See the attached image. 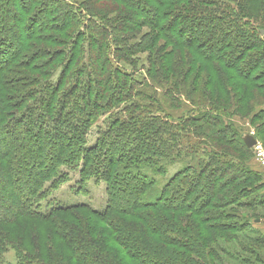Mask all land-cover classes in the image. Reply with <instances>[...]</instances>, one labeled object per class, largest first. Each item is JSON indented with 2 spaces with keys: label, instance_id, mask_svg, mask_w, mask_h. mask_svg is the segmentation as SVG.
I'll list each match as a JSON object with an SVG mask.
<instances>
[{
  "label": "trees",
  "instance_id": "trees-1",
  "mask_svg": "<svg viewBox=\"0 0 264 264\" xmlns=\"http://www.w3.org/2000/svg\"><path fill=\"white\" fill-rule=\"evenodd\" d=\"M1 3L2 0L0 12L6 9V4ZM6 3L9 6L7 14L0 15L3 17L0 26L2 179L11 175L13 165L20 160L15 155L17 153L11 154L12 141L10 134L6 133L7 124L19 128L20 133L25 127L30 133L24 134L37 137L32 142L34 149L42 147L40 141L48 139L44 135L49 133L41 126L37 134L33 133L30 120L51 113L52 102L59 97L56 92L61 82L64 83V77L60 79L61 73L64 75L68 64L80 59L84 52L80 50L82 36L72 39L74 22L84 30L93 31L86 21L80 20L81 16H87L85 19L93 24L98 21L97 35L111 34L112 39L105 41L104 38L87 35V55L94 59L89 58L92 69L83 63V72L77 80L79 99L77 97L71 105L67 117L51 121L56 139H62L54 142L52 163L42 170L38 166L42 161L39 154L37 165L30 172L22 173L25 180L30 178L28 187L15 191L13 196L2 193L1 197L6 202L14 204L12 214L15 216L1 215L0 223L11 225L17 219L11 221L9 218L19 215L55 225L59 246L63 245V250L73 255L72 261L62 254L66 264H124L119 255L130 254L129 251L133 253L132 259L136 257L140 264H214L219 253L226 250L218 252L212 246L217 241L214 235L200 239L202 234L209 233V229L228 241L234 238L231 233L247 227L257 234L252 242L264 244V231L256 230L235 210L261 203L256 202V196L252 201L244 200L243 195H253L257 188H264L262 176L259 177L258 171L245 167L243 159L231 154L218 155L211 149L206 151L207 146H200L192 138L207 137L204 135L206 131L209 132V140L216 141L219 133L230 131L235 139L234 151L239 155L250 154L251 149L242 139L244 134L238 135L222 117L224 113L242 112H254L252 119L258 121L255 137H264V33L261 32H264V0H8ZM10 7L19 8L18 13L11 12ZM138 13L143 15L142 20H139ZM24 17L28 19L23 24ZM9 24L22 29L20 34L16 33L18 37L15 39L7 35V32L11 33ZM145 25L151 29L141 32ZM185 28L189 29L187 36L182 33ZM54 33L69 40V45L59 53L65 62L58 66L60 70L55 81L51 79L54 74L50 73L46 80L38 82L33 79V89H23L29 83L26 75L16 73L17 76H11L9 71H16L15 65L22 59L20 56L29 59L23 64L29 69L31 61L40 59L35 52L38 46L33 45L35 40H51ZM134 33H138V40ZM139 53H144V56L134 59ZM48 56L54 59L56 53ZM110 56L136 68L144 67V73L138 75L130 69H120L118 63L110 61ZM44 65L49 63L45 61ZM92 74L95 76L93 79L89 77ZM139 86L141 89L134 91ZM109 91L110 95L113 92L115 95L109 96L106 102L118 112L127 111L128 114H118L110 119L109 126L100 130L93 144H88L84 133L89 120L109 112L107 108L99 111L100 106H96L98 102L95 104L94 101L106 99ZM66 93L67 89L62 95ZM179 97L193 104L197 101L202 106L206 105L207 112L192 110L180 120L169 118L161 107H172ZM112 101L124 102L126 106L114 105ZM81 102L84 104L79 105ZM23 104L26 105L23 112H10V109ZM121 117L124 119H119ZM205 117L206 123L193 124L200 123ZM216 125L219 128H213ZM63 138L68 140L71 150L83 152L87 159L96 148L97 153L102 154L104 162L99 178L106 182L107 193L103 210L93 209L84 202L41 208V201L46 197L42 189L47 183L43 182L42 176H48L51 187H57L66 179V173L62 175L58 168L66 151ZM29 147L26 146L24 157L31 154ZM12 149L15 148L12 146ZM169 155L181 159L183 166L165 178L154 201H146L144 198L156 184L155 174L161 178L167 175L163 166L156 165L155 157ZM85 165L81 166V174L87 169ZM96 167H100L99 164ZM43 171L47 173L43 175ZM225 174L229 176L221 184L238 185L239 188L222 197L216 195L219 192L217 181L218 176ZM123 191L129 194L131 202L127 205L117 202L115 207L118 192ZM239 196H242L241 200ZM214 202L219 204L215 205L216 210L210 211L208 207ZM5 204L0 201V207ZM77 211H84L99 221L80 214L74 216L77 223L60 217L57 223L53 221L60 215ZM218 216L230 221L219 223L216 221ZM256 219L260 217L253 218L254 221ZM186 227H190L191 233ZM178 232L187 235L179 238L174 235ZM0 236V264H10L4 254L9 245L14 246L8 241L14 237L9 232H0ZM159 241L168 248L160 249ZM16 249L17 261L14 264H48L41 262L32 248L29 251ZM37 249L43 256L49 253L48 250ZM241 251L253 256V260L244 257L240 264H264V256H261L264 250L243 244Z\"/></svg>",
  "mask_w": 264,
  "mask_h": 264
},
{
  "label": "rangeland",
  "instance_id": "rangeland-1",
  "mask_svg": "<svg viewBox=\"0 0 264 264\" xmlns=\"http://www.w3.org/2000/svg\"><path fill=\"white\" fill-rule=\"evenodd\" d=\"M7 1L8 0H2V3L6 4V7H5L6 9H3L0 12L1 13L0 15L2 16L4 13L7 14V11H8L9 6L6 3ZM68 1L74 2V0H68ZM9 9L11 12H15V14H17L19 11V8H15V7H12V8L10 7ZM2 16H0V26H2V23H3ZM8 16L10 15L8 14ZM85 18L87 19V16L86 17L81 16L80 20L84 21V23L86 21V23H88V25L94 29L93 31H89L87 29L84 30L83 27L80 28L79 23L77 24V22L76 23L74 22V28L71 29L73 31L71 33L72 39L74 37L78 38L79 36H82V38H80L81 39L80 41L81 49L80 50L84 51L83 54L79 57L80 59L74 60L72 64H70L71 62L68 64V71H66V73L64 71V75H63V72L61 73L60 79L64 77L63 78L64 83L63 81L61 82L60 89L59 91L56 92V94L59 97H55L54 102H52V105H51L52 108L49 111L51 113L44 115L42 118L35 117L32 120H30V126L32 127V130L34 129L33 133L36 132L35 134H37L38 130H40L39 129L40 126L43 129H46V132L49 133L47 135H44L46 136V138H48L47 141L45 142L40 141V143L43 146L38 149L37 148L34 149V147H32V142L34 141V138H37V137H34V136L32 137L29 134H24L25 132L30 133L25 130V127L21 128L22 132L20 133L19 128L17 127L13 128L12 125H8V124L6 125L7 126L6 133L8 135L10 134L9 136L12 141L10 143L11 154L13 152L17 153L15 155L16 156L18 155L17 157H19L20 160H19V163H15L13 165L12 167L13 170L11 171L10 176H8L7 178H3L4 180L0 177V199H1L0 201L2 203H6L5 206L0 207V216L1 215L9 216L14 212L13 211L14 204H12L11 202H6V200L1 197L2 193L8 194V195L12 194L11 196H13L15 195L14 194L15 191L20 192L22 188L26 189L28 187L27 183L30 178L25 180L24 177L22 176V173L27 172V171L30 172V170H32L37 165L36 161H37V157L39 156V154L42 157V161L40 165L38 166H41L42 170H45L49 166L50 162L52 163L51 160L52 158H54V156L52 155L51 152H54V148H55L54 142L60 141L62 139H56L54 135L56 133L51 127V121H53L52 119L54 118L57 120L59 118L63 119L64 117H67V111L69 110L71 105L74 104V101L76 100V98L78 97L79 99V96L77 94H78V91L80 90L78 89L79 84H77V80H79L78 78L79 74L83 72L82 70V66H84L83 63H86V65L92 69L91 63L89 62L90 61L89 58H91V60H94V59H93V56L90 55L89 57V55H87V40L89 39L87 35L90 34L91 36H94L95 38H101V39L104 38L105 41L107 40L109 41L110 39H112L111 34H107L106 36L103 34L97 35L96 25H98V21H96L95 24H93L87 21ZM138 18H140L139 20H142L141 18H143V15L138 13ZM27 19L28 17H24L23 24L26 22ZM29 22L30 21H28V23ZM104 22H107V21H104ZM9 28H10L11 33L7 32V35L10 39L12 38L15 39L16 36L18 37L17 34H20L21 33L20 31L22 30L18 27H13V25L11 24H9ZM149 29H151V27L148 25H145L141 28V32L145 30H149ZM188 30L189 29L185 28V32H182L184 36H187ZM134 34L137 37L136 40H138L140 38L138 33L137 34L134 33ZM55 38H58L59 40H56ZM65 41L66 43L63 45V42ZM57 43H62V45H59ZM33 45L38 46L35 52L38 54V56H40V59L36 58L33 61H31L28 64L29 65V69H28V67H26L23 64H26V62H28L29 59L27 58L23 59L24 57L20 56V58L22 59L19 60L20 63H18V65H15L17 66L16 71L15 72L12 70L9 71L11 76L13 74L17 76L16 73H19V74L24 73L26 75V78L29 83L26 86H24L23 89H27V88L33 89V86L31 84L33 79H36L38 82L42 80H46L45 78L49 77V75L47 76V74H50V73L54 74V76H51V79L55 81V77L57 76L56 74L60 70V67L58 66H61L62 63L65 62L63 61L64 59H62V57L60 58L59 53L61 52L62 49H65V46L69 45V40L66 39L63 35H60L59 33H54L52 35L51 40H47L45 42H43V40H40V41L35 40ZM6 47L7 46L5 45V49ZM111 48L112 46H110V49ZM52 52L56 53V57L54 59L53 57L48 56V54H52ZM84 53H86V56L84 55ZM143 56H144V53H139L134 56V59L135 58L141 59ZM0 59H2V57H0ZM45 61H47L49 65L45 66L44 65ZM110 61L118 63V66L120 67V69L127 68V69L132 70L138 75L144 73V70H143L144 67L143 69H141L140 66H137L136 68L131 65H127L124 63L122 59H119L118 57L110 56ZM40 63H42V65H38ZM34 64H37V65H34ZM35 67H37L38 69H33ZM15 68L16 67H14L13 69ZM111 69H112V64L110 63V70ZM73 71H74V74H73ZM86 72L87 70H85V75L88 74ZM4 74L6 75V73ZM89 77L92 79L95 78L93 74L92 76H89ZM128 82L129 81L127 80L126 83ZM37 85H35L34 87L36 88ZM20 86H22L21 82H20ZM65 89L68 90V93H66L67 95H62V92L65 91ZM140 89H141V86L136 87L134 91L140 90ZM253 92L257 94L256 91H253ZM109 93L110 91L106 93L107 94L106 99L94 101L95 104L96 102H98L96 106H100V108H98L99 111L107 108L109 112H107V114H100L97 118L92 117V119L89 120L90 124L87 125V130L84 133V138L86 139V141H88V144H93L100 130L101 129L104 130L109 126L108 122H110L109 121L110 119L112 120L113 118L118 116V114H121V115L128 114L127 111L118 112L117 109L115 108L113 109L112 107L113 105L106 102L109 96L115 95L114 92L111 95ZM261 93L262 92H260V94ZM61 99H62V102H61ZM112 102L114 105L118 104L119 106H122V107L126 106V103L124 102H115V103L114 101ZM196 102L197 101H195L193 104L192 102L187 101L184 97H179L177 104H174L172 107L166 108V106H163L161 108H163V110L167 112L168 114L167 116H169V118L180 120L181 117H184L185 115L189 114V112L192 110H197L196 112H207V110H205L204 108L206 105L202 106ZM260 102H263V101L260 100ZM83 104L84 102H81L79 105H83ZM25 106L26 105L24 104L21 106H16V108L10 109V112L12 113L14 112L16 114L23 112V109ZM32 110L36 111L33 108ZM255 110H258V109L256 108ZM60 113H62V115ZM253 115H254V112H250V113L242 112V113H236V114L224 113L222 117H224V120L233 126V128L237 131L238 135L245 134V133H249V134L252 133V135L255 137L256 135L255 132H256V127L258 125L257 123L258 121H255L252 119ZM119 119L123 120L124 117H121ZM204 123H206V117L200 123H193V124L196 125V124H204ZM216 126H213V128H219V125H216ZM263 127H264V124H263ZM198 132H202V131H198ZM208 134L209 132L205 131L204 135H207V137L203 138V137L193 136L192 138L196 140L197 142H199L198 144H200V146H203V147L207 146L206 151H210L211 149V151L212 150L216 151L218 155L231 154L237 159L239 158L243 159L244 166L247 167L248 169H253V170L258 171L259 177L262 176L261 180H264V157L263 156L256 154L255 150H253L252 147L250 148L251 149L250 154L239 155L238 153H236L233 149V146L235 144L234 142L235 139L232 137V135H230L231 134L230 131H228L227 133L226 132L219 133L218 135L219 139H217L216 141L212 139L209 140ZM263 138L255 137L262 151L264 152ZM63 142L65 145L64 148H66V151H64V154L62 155L63 158H62V161L60 162L61 164L58 163L57 165L60 164L58 168H60V172L62 175L64 174V172L66 173V179L61 184H58L57 187H51V184L48 182L49 179H47L48 176H42L41 179L43 180V182L44 183L47 182V183L45 185L46 188L44 187V189H42V192L43 194H46V197L41 201V208L45 209L49 207V205L50 206L66 205V204L75 203V202H84V203L89 204L93 209H96L99 211L103 210L106 206L107 193H106V182L102 180L101 178H99L101 176L100 170L103 167L102 162H104L102 161V156H101L102 154L99 155V153H97L99 152L98 148H96V151L94 152L95 154L92 153V155L89 156V159H87L86 157H84L83 152L71 150V147L69 146L67 139L63 138ZM12 146L15 149H12ZM26 146H30L29 148L31 149V154L24 157L23 154H24V150ZM102 148H105V146H103ZM8 158L10 159V156ZM155 161H156L157 166L161 165L166 169L167 175L166 176L164 175V177L161 178L159 177L158 174L157 175L155 174L156 184L153 187L151 193H149L144 198L146 201H154L158 197L157 192L160 190L165 178L168 175L172 174L175 169L177 170V168H180L181 166H183V162L181 161V159H179L178 157H174V155H169L166 157H155ZM98 164L100 167H96L98 166ZM82 165H85L87 168L83 174H81L80 172ZM51 166L52 165H50V167ZM86 172L87 174H85ZM46 173H47L46 171H43V175ZM161 176H163V174ZM228 176L229 174L218 176L219 179L217 181V185H218L219 192L216 193V195L226 197L228 193H232L236 190V188H239L238 185H236L235 187L232 185L223 186L221 184V182L225 181ZM235 181L236 179L234 180V182ZM253 196H256V202L259 201L261 203L252 204L250 207H246V208H236L235 210L241 214V217L250 221V225L254 227L256 230L259 228L260 231H264V188H261V189L257 188V190H255V193H253V195L249 193L243 195V199L244 200L249 199V200L255 201L253 199ZM241 197L242 196H239L240 200H241ZM117 202L120 205H124L125 203L126 205L129 204L131 202L129 194H125L124 191L121 193L118 192L115 207L118 206ZM217 204L219 203L217 202L212 203V206L210 205L208 209L210 211L216 210L215 205ZM229 208L231 207H225V209H229ZM76 214L89 217L86 212L77 211L74 213H67L64 215H60L56 217L55 220L53 221L57 223L58 218L60 217L61 220H64L63 218H65L67 219V221L69 220L73 223L75 222L77 223L76 221L77 218H74ZM11 216H15V215L12 214ZM90 217L89 218L91 220H98V219H94V217L92 216ZM254 217H260V219H256V221H254L253 220ZM214 218L216 219V217ZM214 218L212 220H215ZM9 219H12L11 221H14V219H17V220L10 223L11 225L0 223V232H4V233L9 232L10 236L14 237V239L13 238L8 239V241H10L9 244L14 243V246L10 247L9 245L8 250L4 254L5 259L8 263L14 264L17 261V256H15V252L17 251L16 247H19L21 249H26L27 251L31 250L32 248V250L34 251L33 253L37 255L36 257H38L41 262L46 261L48 264H66V258L62 257V254H66L67 259L73 261V255L71 254V252H66L65 250H63L64 249L63 245L59 246V241H58L59 237L57 236V234H55L56 233L55 225H52L51 223L45 224L44 222H39L38 220L30 219L26 217H21L19 215H16L15 218H9ZM216 221H218L219 223H222L223 221L229 222L230 219L229 220L223 219V217L218 216ZM101 226H104L103 223L101 224ZM187 230H189V232L191 233L190 227L187 228ZM174 235L179 238H183V236H186L187 234L184 235L178 232V233H175ZM210 235L211 237L212 235H214L215 236L214 238L217 239V241L213 243L212 246L218 252L220 249L226 250L225 253L223 252L219 253L218 260L213 261L214 264H240L241 262L240 260L244 257H249L250 260H253V256L247 255L246 252L241 251V247L243 244L247 245L248 247H254L256 250H259V249H261L262 251L264 250V244L259 243V245H255V243L252 242L257 237V234L255 232L249 231L247 227L244 228L242 231L231 233V235L234 236V238L228 241L225 240L220 235V233H217L215 232V230H211V229H209L208 234H202V236H200V239L202 237L205 238L206 236H210ZM157 244L159 247H161L160 249L162 250L168 248V246H165L162 241H159V243ZM115 246L118 247L117 245ZM36 249L37 250H48L49 253L43 256L40 254V252L38 253ZM168 250H171V249H168ZM129 253L130 254H126L127 256L123 253L119 255L122 258L123 263L124 264H140L136 257H135V260L132 259V257H134L133 253H131V251H129ZM261 256L263 257L264 254L262 253ZM257 264H260V263H257Z\"/></svg>",
  "mask_w": 264,
  "mask_h": 264
},
{
  "label": "water",
  "instance_id": "water-1",
  "mask_svg": "<svg viewBox=\"0 0 264 264\" xmlns=\"http://www.w3.org/2000/svg\"><path fill=\"white\" fill-rule=\"evenodd\" d=\"M263 32V31H261ZM246 147L251 148L256 144V139L252 134L245 133L242 137Z\"/></svg>",
  "mask_w": 264,
  "mask_h": 264
},
{
  "label": "built area",
  "instance_id": "built-area-1",
  "mask_svg": "<svg viewBox=\"0 0 264 264\" xmlns=\"http://www.w3.org/2000/svg\"><path fill=\"white\" fill-rule=\"evenodd\" d=\"M252 148H253V150H255L256 154H259L260 156L264 157V152L262 151V149H261L260 145L258 144L257 140H256V144Z\"/></svg>",
  "mask_w": 264,
  "mask_h": 264
}]
</instances>
